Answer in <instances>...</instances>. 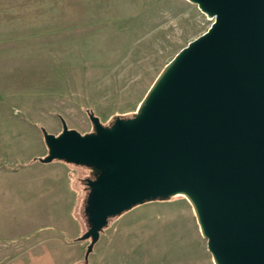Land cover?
Returning <instances> with one entry per match:
<instances>
[{
	"label": "rangeland",
	"instance_id": "1",
	"mask_svg": "<svg viewBox=\"0 0 264 264\" xmlns=\"http://www.w3.org/2000/svg\"><path fill=\"white\" fill-rule=\"evenodd\" d=\"M188 0H0V247L61 236L74 264H213L182 195L109 218L85 259L89 167L44 156L41 128L130 115L162 66L211 24ZM36 230L35 233H32ZM85 259V260H84ZM66 264V263H65Z\"/></svg>",
	"mask_w": 264,
	"mask_h": 264
},
{
	"label": "water",
	"instance_id": "2",
	"mask_svg": "<svg viewBox=\"0 0 264 264\" xmlns=\"http://www.w3.org/2000/svg\"><path fill=\"white\" fill-rule=\"evenodd\" d=\"M212 19L162 66L130 115L41 128L54 159L89 167L83 213L93 249L109 218L182 195L213 264H264V0H188ZM84 259V260H85Z\"/></svg>",
	"mask_w": 264,
	"mask_h": 264
},
{
	"label": "crops",
	"instance_id": "3",
	"mask_svg": "<svg viewBox=\"0 0 264 264\" xmlns=\"http://www.w3.org/2000/svg\"><path fill=\"white\" fill-rule=\"evenodd\" d=\"M34 230L32 233H35ZM35 244H9L0 247V264H74L70 258L69 249L78 244H64L61 236L49 233L37 236Z\"/></svg>",
	"mask_w": 264,
	"mask_h": 264
},
{
	"label": "trees",
	"instance_id": "4",
	"mask_svg": "<svg viewBox=\"0 0 264 264\" xmlns=\"http://www.w3.org/2000/svg\"><path fill=\"white\" fill-rule=\"evenodd\" d=\"M111 218V217H110ZM77 240H79V239H77Z\"/></svg>",
	"mask_w": 264,
	"mask_h": 264
}]
</instances>
